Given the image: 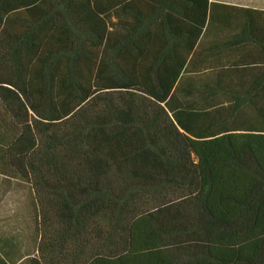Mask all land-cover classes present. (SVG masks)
I'll return each instance as SVG.
<instances>
[{
    "label": "trees",
    "instance_id": "16d2710c",
    "mask_svg": "<svg viewBox=\"0 0 264 264\" xmlns=\"http://www.w3.org/2000/svg\"><path fill=\"white\" fill-rule=\"evenodd\" d=\"M188 2L0 0V175L35 227L18 264H264V11L224 6L243 35L201 58Z\"/></svg>",
    "mask_w": 264,
    "mask_h": 264
},
{
    "label": "crops",
    "instance_id": "0c3cea01",
    "mask_svg": "<svg viewBox=\"0 0 264 264\" xmlns=\"http://www.w3.org/2000/svg\"><path fill=\"white\" fill-rule=\"evenodd\" d=\"M194 3L196 4L193 6L192 0L188 2L191 8L202 12L204 5L203 0H194ZM210 6H215L212 7V9H214V17L211 20L208 18ZM224 6L264 11V0H206V21L195 50L197 56H200L201 58H204L209 55V53L213 52L221 51V53L225 54L233 51L221 48H223V44H225L226 41H229L230 43L235 38L236 41L243 35L241 28L245 25V21L243 19H225L223 17L225 12L229 11L232 13L234 10ZM255 24L259 25L264 30V20H260V22L254 21L253 26ZM245 42L246 43L236 48V51H238L240 56L236 53L235 58H241L248 62V60H253L255 58V54L258 50L254 45L247 44L249 43L248 41L245 40ZM0 247L8 249V252L6 251L7 258L0 255L5 264H18L15 254L13 252L11 254L12 249L10 248V245L4 243V245L0 244ZM0 264L3 263L0 262Z\"/></svg>",
    "mask_w": 264,
    "mask_h": 264
},
{
    "label": "rangeland",
    "instance_id": "374dc122",
    "mask_svg": "<svg viewBox=\"0 0 264 264\" xmlns=\"http://www.w3.org/2000/svg\"><path fill=\"white\" fill-rule=\"evenodd\" d=\"M30 187L11 172L0 175V244L10 245L16 257L35 255L34 223L28 216Z\"/></svg>",
    "mask_w": 264,
    "mask_h": 264
}]
</instances>
